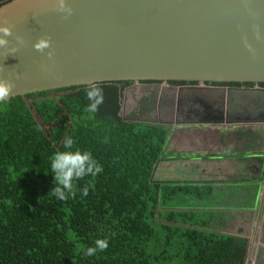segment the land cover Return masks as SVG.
Masks as SVG:
<instances>
[{"label": "trees", "instance_id": "trees-1", "mask_svg": "<svg viewBox=\"0 0 264 264\" xmlns=\"http://www.w3.org/2000/svg\"><path fill=\"white\" fill-rule=\"evenodd\" d=\"M131 82L95 83V113L84 110L90 85L0 102V264H247L249 239L222 231L229 212L210 205L212 185L154 180L169 127L122 116ZM66 136L103 171L61 202L48 195V172ZM97 239L108 248L85 257Z\"/></svg>", "mask_w": 264, "mask_h": 264}, {"label": "water", "instance_id": "water-1", "mask_svg": "<svg viewBox=\"0 0 264 264\" xmlns=\"http://www.w3.org/2000/svg\"><path fill=\"white\" fill-rule=\"evenodd\" d=\"M55 3L0 0L17 48L0 49L5 101L109 81L264 83V0H66L71 15Z\"/></svg>", "mask_w": 264, "mask_h": 264}, {"label": "crops", "instance_id": "crops-1", "mask_svg": "<svg viewBox=\"0 0 264 264\" xmlns=\"http://www.w3.org/2000/svg\"><path fill=\"white\" fill-rule=\"evenodd\" d=\"M235 91H228L226 95L236 94ZM238 97L236 102L241 107L233 108L231 114L239 118L249 110L248 115H252L251 95L242 94V97ZM226 105L229 108L232 106L227 98ZM243 117L244 113L237 122L226 120L223 124L210 123L199 127L162 124L169 127V137L165 153L155 166L153 178L155 171L163 164L167 168L161 167L159 177H164L169 168L176 174L171 180L155 181L212 185L214 191L211 202L215 201L220 210L236 211V216L239 215L237 222L240 227L237 225L236 233L249 239L247 264H264V135L260 138L250 129L258 121ZM243 127H250L247 137L238 133ZM195 128H202L205 135L193 133L192 129ZM205 138L208 143L215 144L213 149H187L190 143H200V140L202 143ZM183 169L188 170L189 176L182 174ZM189 169H196L194 175ZM202 176L203 180L200 179ZM220 195L223 200L219 199ZM219 203L222 205L219 206Z\"/></svg>", "mask_w": 264, "mask_h": 264}, {"label": "flooded vegetation", "instance_id": "flooded-vegetation-1", "mask_svg": "<svg viewBox=\"0 0 264 264\" xmlns=\"http://www.w3.org/2000/svg\"><path fill=\"white\" fill-rule=\"evenodd\" d=\"M231 90H236V94L227 96L225 92ZM242 94L251 95L250 105L253 107L252 115H248L250 112L248 110V113L243 112V118L258 121V124L264 123V86L262 83H254L253 86H238L183 81H132L124 93L122 112L125 110L127 114L137 116L136 119L143 118L144 121L156 115L162 123H169L171 127L182 124L195 127L210 123L223 124L226 120V122H237L236 120H239L243 113L241 117L235 118L231 112L233 108L241 107L236 101L238 96L242 97ZM226 98L232 104L231 108L226 105ZM247 104L249 103H245ZM248 128L250 127H243L238 130V133L247 137ZM250 129L260 138L264 135V127H251ZM192 131L201 136L205 135L202 128H195ZM214 147L215 144L208 143L205 138L202 143L201 140L200 143H190L187 149L210 150ZM244 147L246 148V145Z\"/></svg>", "mask_w": 264, "mask_h": 264}, {"label": "clouds", "instance_id": "clouds-1", "mask_svg": "<svg viewBox=\"0 0 264 264\" xmlns=\"http://www.w3.org/2000/svg\"><path fill=\"white\" fill-rule=\"evenodd\" d=\"M55 10L66 15H71L72 9L67 6L66 0H56ZM12 28L10 26L0 25V49H6L8 53H15L16 46L9 47L8 37L12 36ZM17 43H22L20 37H16ZM50 48V41L41 38L34 44V49L43 53L45 49ZM47 56L51 58L52 53L49 51ZM8 95V87L0 86V102H3ZM85 96L88 101L85 111L95 113L100 105L104 102L103 90L97 87L95 83L85 89ZM75 141L71 136L63 138V151H57L53 154L49 161V172L52 175V187L48 193L51 197L58 201H65L75 197V182L83 180L85 177H95L103 171L102 166L93 158L91 153L87 151L73 150ZM91 185L80 188V196L86 197ZM237 234V233H236ZM108 248L107 239H97L92 246L82 249L85 257H92L98 252H103ZM248 256V250H247ZM247 260V259H246ZM247 263V261H246Z\"/></svg>", "mask_w": 264, "mask_h": 264}, {"label": "rangeland", "instance_id": "rangeland-1", "mask_svg": "<svg viewBox=\"0 0 264 264\" xmlns=\"http://www.w3.org/2000/svg\"><path fill=\"white\" fill-rule=\"evenodd\" d=\"M154 115V114H153ZM122 116L125 118V119H136V117L137 116H134V115H130V114H127L126 112H125V110H123V112H122ZM148 121H151V122H157V123H160V124H164V123H162L161 122V120H159L157 117H156V115H154L152 118H149L148 119ZM253 127L254 128H258V127H264V125H261V124H253ZM161 167H165V169L167 168V166H164L163 164H161L160 166H159V168H158V170L157 171H155L156 173H155V175H154V179L155 180H160V179H162V180H171L172 178H174V175L176 174V172H174V171H172V168H169V171H167L166 173H165V175H164V177H159V172H160V169H161ZM195 170L196 169H194V170H191V169H189V171H190V173H192V175H194V173H195ZM183 175H188V170H184L183 169V173H182ZM189 176V175H188ZM200 179H204V177L202 176V178H200ZM241 186V185H240ZM228 194H224V196H227ZM219 199H221V200H223V198L221 197V195L219 196ZM219 201V200H218ZM215 209H218V210H220L216 205H217V203L214 201V202H211L210 203ZM220 205H222V203H219V206ZM199 208H201V207H199ZM229 213H228V219L230 220L229 222H228V224L222 229V231L223 232H229V233H234V234H236V232H237V228H238V226L237 225H239V227H240V224H239V222H237V217L239 216H236V214H235V212L236 211H228ZM240 218H241V215H240ZM264 255V254H263ZM262 255V256H263Z\"/></svg>", "mask_w": 264, "mask_h": 264}]
</instances>
